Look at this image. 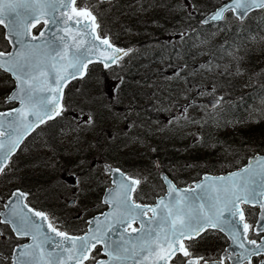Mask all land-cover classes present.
<instances>
[{"label": "snow or ice", "instance_id": "obj_1", "mask_svg": "<svg viewBox=\"0 0 264 264\" xmlns=\"http://www.w3.org/2000/svg\"><path fill=\"white\" fill-rule=\"evenodd\" d=\"M103 2L105 0H94L92 4L88 0H80L79 4L78 0H0V25L7 29L4 38L13 48L19 46V51L14 54L0 50V69L12 74L15 85L4 97V103L20 105L0 111V136L6 132L8 134L7 147L0 142V176L7 175L5 169L8 167L9 157L22 139L19 135L21 128L31 130L68 111L67 104L62 102L63 87L69 79L83 74L87 64L92 63L88 52L99 46L89 40L88 48L83 51L76 49L75 45L62 47L57 39L63 40L64 37L61 35L57 38V32H67L70 27L75 28L83 20L80 30L91 36L93 26L99 27L95 23L99 15L96 6ZM254 10L264 11V0H227L210 12L202 11L192 0H185V19L189 21V25L175 36L170 35L166 43L187 45L183 50L174 49L173 63L170 64L173 71L168 79L175 78L186 85L181 95L188 102L180 105L177 114L168 119L169 124L183 120L187 125L202 128L211 121L220 126V121L212 115L224 99L223 96L216 95V78H231L242 74L240 61L243 57L236 54L238 46L234 41L226 40L214 48L198 53L205 59L191 66L187 61L177 65L175 60L183 59L192 48L210 43L206 38L199 43L188 44L189 40L198 39L201 31L208 32L214 38L219 32L229 30L225 22L226 13H232L235 19L242 21ZM197 16V24L192 25L190 22ZM41 19L45 25L51 24V27L41 28L29 39L30 29L39 24ZM69 21L72 22L71 26ZM45 32L49 34L47 39H41L40 44L31 43V40L45 37ZM94 40H99L100 45L106 46L102 51L109 53L102 59L97 57L104 68L118 64L123 56L132 51L115 47L107 34L103 37L96 35ZM42 45L46 47L47 55L52 57L53 62H38L30 55ZM69 48L73 50L68 65L73 70L62 75L57 67L56 57L63 60L69 56ZM226 58L228 63H223ZM197 76L202 80L212 77V80L207 85L202 82L193 83ZM45 90L47 95H37L38 91ZM115 91L116 89L112 90L113 100ZM190 93L195 95L189 98ZM204 96H211V101L198 104L197 98ZM191 109H200L199 119L189 115ZM72 120L74 123L65 130V134H78L82 128L89 129L95 123L93 114L83 109L74 112ZM131 127L129 125V130ZM194 136L195 143L200 144L202 133L197 131ZM78 139L77 135V141ZM203 143L205 146H213L206 141ZM85 165L86 162L81 160L75 167ZM49 166L55 165L50 163ZM156 166L159 167L158 163ZM94 167L95 165L92 166ZM104 170L111 182L117 185L115 189L109 187L106 190L101 202L109 206V211L101 213L103 220L101 216L88 220V227L80 235H70L68 231L59 229L55 217L25 203L29 193L19 189L12 191L3 204L8 211L0 212V225H7L12 235L0 231V241L9 243L27 239L29 242L12 244V254L8 257L0 253V264H85L86 261H91V264H127L129 259L134 264H144L149 257H155L161 264H224L225 260H231L232 264H264V164L259 168L244 167L227 176L205 177L206 183L196 186L200 189L196 195H191L195 189H178L168 176L162 175L161 179L168 188L167 198L161 197L155 205L136 203L132 199V193L146 178L130 176L110 165H105ZM8 171L11 169L8 168ZM68 174L74 181L71 187L79 189L86 180V174L78 175L74 171H69ZM75 203V200L71 201L72 205ZM245 204L258 207L255 223L248 222L245 210L241 207ZM149 212L152 216L145 220L144 217ZM137 220L140 222L139 229L133 227ZM129 229L140 234L136 237L129 236ZM49 230L55 233V237L62 239L50 236ZM208 230L222 232L232 241L229 248L218 257L195 251L196 245L203 239L202 233ZM98 245L101 246L99 250ZM94 251L95 255L92 254Z\"/></svg>", "mask_w": 264, "mask_h": 264}, {"label": "rangeland", "instance_id": "obj_2", "mask_svg": "<svg viewBox=\"0 0 264 264\" xmlns=\"http://www.w3.org/2000/svg\"><path fill=\"white\" fill-rule=\"evenodd\" d=\"M155 1L156 4L151 6V12L155 13L153 20L150 18V12H145L143 9L139 13L143 17L138 15L139 20L143 22L144 26H140V22L138 24L125 22L122 25L124 17H116L120 25L115 23L112 27L110 21H107L105 18L110 13V5L99 4L96 6L104 18V25L108 29L105 30H114L109 32H112L118 42L131 45L135 48L134 52L126 60L120 62L111 71V74L102 73L99 67L95 66L91 74L84 81L78 82L73 87L69 86L66 101L70 106L74 107L73 111L77 112L83 109L85 112H91L95 117V123L91 128H83L76 134V137L77 135L79 137L78 141L75 142V144H78L76 154L82 156L87 154L88 158H78L76 154L64 153L66 149L64 148L62 140L65 135V130L71 125L65 116L54 127L52 124L47 128L43 127L40 130L41 134H37L30 143L35 153V158L31 159L33 163L30 164V167H34L35 171V198L38 204L49 207L55 218L63 226L66 225L74 229V223H69L70 214H78L80 216L79 218L82 215L85 218L98 206L95 195L96 187L100 184V181L95 169L96 166L92 168L95 156L137 170L134 172L146 178V184L144 183L143 185V192L146 194L141 195L140 198L150 200L156 190H160L161 188L165 190L161 180L155 174L158 168L156 166L157 163L162 168L168 167L169 169L167 168L166 171L171 173L172 177H176L178 182L184 183L186 182L184 180L185 178H189L190 180L194 179L201 170L213 169V167H217L218 169H222L223 167L228 169L235 168L243 164L242 162L249 156L255 153H264L261 150L252 152L256 147H260V143L257 142L259 141L257 139H249V136L253 138L251 135L253 129L264 121V117L260 118L258 114L255 117L249 115L244 119V122H241L243 124L236 123L223 115L219 116L224 102L215 108L212 113L220 121V126L212 124L211 121L202 128L187 125L183 120L178 122L174 121L172 124L167 122L171 116L177 114L180 105L186 104L188 100L181 95L186 85L178 82L175 78L168 79L169 74L173 71L170 64L173 63L174 49L180 48L183 50L187 45L183 43L168 44L166 42L169 40L170 35L175 36L179 31L187 28L189 21H186V19H183L185 21L178 19L180 14L185 16L186 13L182 1ZM223 1L193 0V3L202 11L209 12ZM160 2L165 4L161 5L159 4ZM92 3L94 1L90 4ZM178 3L180 5L176 6ZM170 5H173V8L168 7ZM263 13L264 11L256 13L254 19L258 21ZM113 18L115 17L113 16ZM198 19L199 16L190 23L196 25ZM225 22L228 24L229 30L219 32L214 38H211L208 32L201 31L198 39L195 41L189 40L188 44L190 45L193 42L199 43V41L206 38L210 40V43L202 47L192 48L183 59L177 58L175 60L177 65H181L185 61L190 66L199 64L203 62L205 57L197 55L198 53L206 51L209 48H214L226 40L234 41L238 46L236 54L243 57L240 61V68L243 71L242 74L232 76L231 78H216L218 84L217 96L227 95L226 92L228 94L229 92H235L236 88H231V85L246 88L251 83L249 80L251 76H249L246 69H249L248 67L252 66L254 62L256 66H264V29H260L258 26L246 25L245 27L248 29L253 28L257 32H249L241 35L243 24H239L237 19L228 15ZM120 29L123 30L121 31ZM213 31H216V29H213ZM252 37H255V39H252ZM157 57H162L163 59L156 61ZM223 63H228V59L226 58ZM234 67L235 65H233ZM104 74L106 76L112 75L113 77L108 76L104 81H101ZM123 74H125L126 79L122 78ZM129 75H134L135 78H130ZM112 78H114L112 81V89L117 90L118 84L123 83V92L125 93L124 95H116L115 100H113L109 91V84ZM211 80L212 77L202 80L201 77L197 76L192 82H202L207 85L210 84ZM230 80H232L231 83L233 84L226 82ZM9 86L8 78L4 73H0V93L6 92ZM192 95H195V93H190L189 98ZM206 97L208 96L198 97L197 101H202ZM145 100L150 101L153 106L144 102ZM165 103L169 106L165 107L163 105ZM134 106L136 107V111L140 109H146V112L151 109L154 113L162 111V114H160L162 122H151L155 116H151L150 119L146 118V121L139 119V122L142 124L135 121L132 122L134 119L132 113ZM189 115L199 119L200 109H191ZM245 121L248 123H245ZM129 125H132L131 130H129ZM197 131L202 133L201 141L209 133L213 135H221L224 132L234 133L232 137L233 144L236 143L234 146L232 145L234 150L231 152L225 150L220 151L217 153L220 157L218 159L213 158L214 152L211 149L203 147L202 142L200 144L195 143L194 134ZM237 131L242 132L237 133ZM44 132L50 134H46V137H43ZM124 132L126 134L121 135ZM112 135L114 139L107 149L106 143L112 138ZM246 137L247 141L245 140ZM30 145L24 150L21 155V160L29 156L27 151ZM55 150L56 155L60 157L59 163L55 157L56 155H52ZM30 153L33 152L30 151ZM90 155L94 156L89 157ZM157 157H159L160 161L157 160ZM77 160H84L86 162L84 167H77L81 175L86 174V180L81 183L79 190H82V192L76 197L75 205H72L70 203L69 190L62 189L65 186L61 180L62 174L60 173L65 169H73L72 171L76 172L74 169ZM50 163L55 166L50 167ZM43 167L50 168L45 169ZM139 167H145V169L143 171L141 169L138 170ZM55 170L56 174L53 173ZM145 170H150L148 176L145 174ZM68 173L67 171L64 175H69ZM46 174H48L49 179H46ZM51 180L53 187L57 188L53 194L49 192ZM66 180L68 183L65 181V184L69 185L71 184L72 177L68 176ZM40 184L42 186H38ZM59 187L61 191H59L60 189L58 190ZM47 190L48 194H46ZM58 193L59 196L57 197Z\"/></svg>", "mask_w": 264, "mask_h": 264}, {"label": "trees", "instance_id": "obj_3", "mask_svg": "<svg viewBox=\"0 0 264 264\" xmlns=\"http://www.w3.org/2000/svg\"><path fill=\"white\" fill-rule=\"evenodd\" d=\"M165 1V0H162ZM182 1L183 3L185 2V0H177ZM193 2V0H192ZM111 2H106V3H102V5H108ZM156 1L155 0H113L111 5L109 6V15H106L105 18L107 19V21H110L111 26L114 25L115 23H118L120 25V22L116 20V17H124V21H122V25H124L125 22H131L132 23H143L139 20L138 15L142 16L140 13L141 9H143L145 12L149 11L150 12V18L153 20L155 17V13L151 12V6L155 5ZM159 4L163 5L165 3L160 2ZM180 5V3H178L176 6ZM170 8H173V5L168 6ZM112 13V14H111ZM113 16L115 18H113ZM186 16V13H185ZM185 16L180 14V16L178 17L179 20L181 21H185L183 19H185ZM143 17V16H142ZM101 21L103 22L104 18L100 15ZM130 19V20H127ZM158 22V19H157ZM109 23V22H108ZM239 24H243V29L241 31V35H245L246 33L249 32H257V30L250 28L248 29L247 27H245L246 25L249 26H258L260 29H264V13L261 14V17L258 21H256L254 19V15L249 17L244 23H239ZM238 24V25H239ZM113 27V26H112ZM121 31L123 29H120ZM260 33V32H259ZM162 58V57H157V59ZM156 59V60H157ZM249 69L247 70V73L249 74V80L251 81L250 85L246 86V88H241L239 86H233L231 85V88H236L235 92H227V95H224V99L226 100L222 110L219 113V116H224L227 119L234 121L236 123L239 124H243L241 122H244V119L249 116L252 115L253 117H255L257 114L260 118L264 117V66L260 67V66H256L255 62L252 64V66L248 67ZM103 73V72H102ZM107 77L106 74H104V76L101 78V81ZM130 78H135L134 75H129ZM223 78V77H222ZM232 80L230 81H226L227 83L233 84L231 83ZM261 101V102H259ZM149 109V108H147ZM150 111L147 112V119H150L151 116H157V112L154 113L151 109H149ZM255 111V112H254ZM155 118V117H153ZM61 119L57 120L56 122H52L51 124L56 125L59 123ZM247 121V119H246ZM245 123H248L246 122ZM258 121L261 122V120L258 119ZM50 124V125H51ZM260 124V123H259ZM253 129L251 135L253 136V138H251L249 136V139H254V140H259L257 141L258 143H260V147H256L255 149L252 150V152H258V150L260 151H264V121L261 122V124ZM55 129V128H54ZM53 129V130H54ZM52 130V131H53ZM261 130V131H260ZM243 131V129H242ZM242 131H237V133H240ZM46 134H50V133H46ZM67 136V140L68 142L73 146V148H75V154H76V149L78 148V144H75V142L77 141V137L76 134L73 133H69L66 134ZM234 136V133H227L224 132L221 135H216V134H207L206 136L203 137L202 139V145L203 147H208L209 149H211L214 154H213V158H219L220 156L217 154L220 151H233V147L236 143L233 144L232 142V137ZM244 136V135H243ZM242 136V137H243ZM64 137V136H63ZM117 140V139H116ZM245 140L247 141V137L245 138ZM113 140L107 141V149L110 145V143ZM207 142V144L209 145H213L214 147H209V146H205V144L203 142ZM255 142V141H254ZM126 145V144H124ZM191 156H193V154L190 153ZM76 156L78 158H88L87 154L85 155H80V154H76ZM192 158V157H191ZM158 160V158H157ZM165 161V160H164ZM77 163L79 162L78 160L76 161ZM244 162V161H243ZM215 168V167H213ZM38 186H42V184L38 185ZM36 187V184H35ZM50 194H53L54 191H51L49 189ZM46 194H48V190L46 191Z\"/></svg>", "mask_w": 264, "mask_h": 264}, {"label": "flooded vegetation", "instance_id": "obj_4", "mask_svg": "<svg viewBox=\"0 0 264 264\" xmlns=\"http://www.w3.org/2000/svg\"><path fill=\"white\" fill-rule=\"evenodd\" d=\"M43 28V24L40 23L36 25L33 28V34L36 35L38 30ZM6 29L3 25H0V50L7 51L9 49L8 41L4 38ZM7 45V47H6ZM8 93L3 92L0 93V111H6L13 107H16L18 103L16 104H5L4 103V97L7 96ZM33 137L28 138L25 143L23 144V147L8 161V167H6L5 172L7 175L0 176V212H7L8 209L3 207V204L7 201L9 198V194L12 191H15L17 189L29 193L25 203L29 204L30 207H33L35 209L43 210L44 212L48 213L50 217H55L53 212L49 207H41L37 204V200L35 198V171L34 167H30V164L33 163L34 159V149L32 148V145L30 143L33 141ZM30 145L29 150L27 151L28 155L25 159L21 160V155L23 154L24 150ZM32 151L33 153H30ZM68 150L64 151L66 153ZM56 153V150H55ZM21 160V161H19ZM8 168L11 169V171H8ZM43 168H50V167H43ZM33 171V173H32ZM68 169H65L63 172H61V180L63 181V184L65 187L62 189H67V185L65 184V181L67 182L66 178L70 175H64ZM75 171L78 175H81L80 172H78L77 167H75ZM54 174H56V170L53 171ZM46 179H49L48 174H46ZM68 183V182H67ZM74 183L73 179L71 181L72 185ZM61 187V186H60ZM58 188V190L60 189ZM49 189L51 191L57 190V188L53 187L52 180L49 184ZM61 191V189L59 190ZM80 190L72 187L70 189L69 194H73L75 197H78ZM57 199V197H56ZM76 199V198H75ZM74 199H72L73 201ZM26 211V210H25ZM257 214L258 210L255 209L254 212H250L248 215H246L248 222L255 223L257 220ZM80 216L76 214L75 216H72L69 218V223H74V229L73 227L68 226H61V222H59L55 218L56 225L59 229L68 231L70 234H82L84 231V227L86 225L83 224V220L79 218ZM61 221V220H60ZM0 231H4L7 235L11 236V231L8 228L7 225H0ZM251 236V234H249ZM203 239L196 245L195 251L199 252L204 255H216L217 257L224 252L226 248L230 245V240L225 236L224 233L214 231V230H208L204 233H202ZM29 242L27 239L20 240V241H10L9 243H4L3 241H0V253L3 254L4 257L10 256L11 253V246L15 243H26ZM101 246H97V250H99ZM96 252H93V255H95ZM224 264H232L231 260H225Z\"/></svg>", "mask_w": 264, "mask_h": 264}, {"label": "water", "instance_id": "obj_5", "mask_svg": "<svg viewBox=\"0 0 264 264\" xmlns=\"http://www.w3.org/2000/svg\"><path fill=\"white\" fill-rule=\"evenodd\" d=\"M5 11H7V9H5ZM63 19V18H61ZM74 19H77L74 17ZM83 20L80 21V23L78 24V28L80 30L81 28V24H83ZM71 21H69V26H71ZM51 27V24L49 25H46L45 28H50ZM63 27V26H62ZM76 31H77V27L75 28H71L70 27V30L67 31V32H63V31H59L57 32V38H59L61 35L65 38L66 36L68 37L67 40H64V41H61L60 39H57V42L63 47L65 45H75L76 46V49L78 50H81L83 51L84 49H87L88 46H89V40H93L94 43L96 45H98L99 47L97 48H93L91 49L89 52H88V56L89 58L92 60V61H98L97 60V57H100L101 59L106 56L107 52H104L102 51L104 48H106V46H103V45H100V41L99 40H94V37L97 35V32H96V27L93 26V28L91 29V36H88L86 35V33L84 31H82V35H80L79 38H77L76 36ZM81 31V30H80ZM48 32H45V37L43 38H39V40H31V43L32 44H40V40L41 39H47L48 38ZM73 49L72 48H69L68 49V52H69V56H66L63 60H61L59 57H56V61H58V64H57V67L60 69V72L62 75H66L67 73H70L73 69L68 65V59L70 58V53ZM16 51H19V48H13V54L16 52ZM32 57H34L38 62L42 61L44 63H50V62H53L52 61V57L47 55V49L45 46H41L40 48H37V49H34L33 52L30 54ZM90 63L87 64V66L89 65ZM62 66V67H61ZM87 66L86 68L83 70V74L82 75H78L76 78H80V77H83L85 76L86 74V69H87ZM73 79H69L68 82L66 83V86L72 81ZM50 82V81H49ZM66 86L63 87V96H64V90L66 88ZM47 91H38L37 92V95L38 96H42V95H47ZM56 116L53 117V119L55 118ZM29 120H31V116H29ZM47 121V120H46ZM40 125V124H39ZM38 125L34 126L31 130H27L26 128H21L20 131H23L22 132V138H24L25 136H27L30 132H32ZM261 164H264V155H260V154H257L255 157L253 158H250L249 159V162L246 166L244 167H253V168H259ZM105 165H109V164H105ZM243 167V168H244ZM240 171V170H239ZM239 171H236V172H239ZM228 175V174H227ZM225 175V176H227ZM205 177H209V178H215V176H209V175H205L203 177V180L196 183V186L198 184H201V183H206L205 181ZM216 177H222V176H216ZM117 188V185L116 187H114V189ZM200 192V189L199 188H195V192H192L191 195H196V193ZM164 198H167V195L164 197ZM109 211V209L107 210ZM106 212V211H105ZM150 218V217H149ZM149 218H145V220L149 219ZM101 220H103V217L101 218ZM139 222V220H137ZM140 223V222H139ZM129 234V232H127ZM50 236H51V232H49ZM132 263L134 264V261L129 259L127 261V264L128 263ZM144 264H159V261L156 260L155 257H149L148 259H146L144 261Z\"/></svg>", "mask_w": 264, "mask_h": 264}, {"label": "bare ground", "instance_id": "obj_6", "mask_svg": "<svg viewBox=\"0 0 264 264\" xmlns=\"http://www.w3.org/2000/svg\"><path fill=\"white\" fill-rule=\"evenodd\" d=\"M187 21V20H186ZM159 59H163V58H159ZM159 59H157V60H159ZM156 60V61H157ZM146 80H149V79H146ZM261 131V130H260ZM172 179H173V181L176 183V184H178L179 182H178V180L176 179V177L174 178V177H172Z\"/></svg>", "mask_w": 264, "mask_h": 264}]
</instances>
